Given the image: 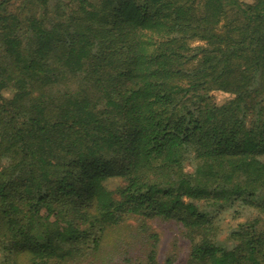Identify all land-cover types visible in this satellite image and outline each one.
<instances>
[{
    "label": "trees",
    "instance_id": "16d2710c",
    "mask_svg": "<svg viewBox=\"0 0 264 264\" xmlns=\"http://www.w3.org/2000/svg\"><path fill=\"white\" fill-rule=\"evenodd\" d=\"M156 219L264 264V0H0V264H175Z\"/></svg>",
    "mask_w": 264,
    "mask_h": 264
},
{
    "label": "rangeland",
    "instance_id": "374dc122",
    "mask_svg": "<svg viewBox=\"0 0 264 264\" xmlns=\"http://www.w3.org/2000/svg\"><path fill=\"white\" fill-rule=\"evenodd\" d=\"M230 95L223 92L217 93V99L222 101ZM119 183L118 178H109L107 184L110 188H114ZM238 220L227 219L223 224V231H229L236 225ZM153 225L159 229L162 234L160 246V260L163 261L165 256L174 248L179 252L178 259L175 264H186L190 242L184 235L183 226L175 220L164 221L156 219Z\"/></svg>",
    "mask_w": 264,
    "mask_h": 264
}]
</instances>
